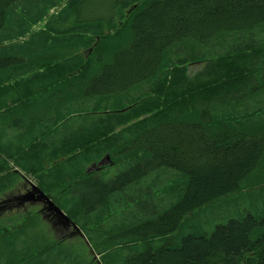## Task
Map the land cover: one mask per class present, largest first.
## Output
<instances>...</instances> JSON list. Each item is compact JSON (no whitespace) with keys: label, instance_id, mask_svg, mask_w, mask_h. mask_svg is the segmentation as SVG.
Listing matches in <instances>:
<instances>
[{"label":"trees","instance_id":"16d2710c","mask_svg":"<svg viewBox=\"0 0 264 264\" xmlns=\"http://www.w3.org/2000/svg\"><path fill=\"white\" fill-rule=\"evenodd\" d=\"M1 105L0 167L90 241L74 253L82 238L48 239L36 210L7 216L0 264L26 263L32 240L33 264H264V215L176 234L264 178V0H0ZM6 172L1 196L22 176Z\"/></svg>","mask_w":264,"mask_h":264},{"label":"rangeland","instance_id":"374dc122","mask_svg":"<svg viewBox=\"0 0 264 264\" xmlns=\"http://www.w3.org/2000/svg\"><path fill=\"white\" fill-rule=\"evenodd\" d=\"M99 1H102V0H99ZM106 1H108V0H105V2ZM103 10H105V12H107V7L103 6ZM93 11L96 12V11H100V10L93 9ZM115 20L120 21L119 18H116ZM42 26H43V23L35 26L34 30H37ZM201 66H202L201 63L192 64L190 66L191 73L196 72L198 69L201 68ZM14 100H16V97H11L6 101V103L4 105L5 106L9 105ZM4 105H1L0 109H3L5 107ZM1 125H2V121H0V130H1ZM11 140L14 141V143H16V144H20L19 141L16 139L11 138ZM8 147H14L12 144H10L9 140L0 141V150H2L4 152L7 160L9 159L10 155L12 154V153H9L8 150H5ZM61 160H63V158L59 159L58 162H60ZM2 163H3V161H2ZM55 163H56V161L53 162L52 164H55ZM110 163H111V159L107 158L106 156H103L97 164L96 163L88 164L86 166V171H89V172L96 171V169L99 170L101 166H107ZM10 168H13L14 170L19 171V172L21 171V175H22L21 180L19 181L17 189H16V191H21L20 196L25 195V194H27V196H28V193L30 191H32L30 181H33L35 184L40 186V184L34 178V176L28 175L27 173H25L20 168L18 169V166H16L15 164H10L8 166L3 164L0 167V187L4 186L6 184L7 178L10 176V173H8L6 171ZM63 168H66V167H63ZM244 186H245V189L238 191L232 195L226 196L224 198H220V199L212 202L207 207H204L201 210H199L194 215L193 218L188 220L190 225L188 227H186V229H184V231H183V229L178 230L176 232V234L178 235V234H181L182 232L188 233V232H199V231H205V232L209 233V232L213 231L215 225H217L219 223H225L229 218L238 216L239 213H241V214L253 213L257 216H263L264 215V178H261V179L255 178L253 181L246 183ZM42 190H44V189L42 188ZM10 192L11 191H8L5 194H3L2 196L1 195L0 196L5 197ZM45 193L48 194L46 191H45ZM1 197H0V199H1ZM26 202H28V201H26ZM29 202H32V201L29 200ZM36 205L41 208L39 211L37 210V207H35V206H33L28 211H25V209L16 208V207L10 208V210H0V221L3 220L7 216H11V215L15 216L17 214H22V213L30 214V212H32L33 210H36L38 212L37 217H38V219L40 218L39 223L43 228H41L39 226L36 227L35 225L34 226L37 229L45 230V235L48 236V239H52V240L54 239L57 242V241H60L61 239L65 240L67 237H69L67 235L72 230L71 227H69L70 225L67 227V225L59 223L55 219V217L53 216L51 211L49 212L47 209L43 208L42 205L39 203ZM29 206L30 205H28V207ZM28 214L25 216L27 219H28ZM21 221H22L21 219L16 220L15 222L9 224L8 228L13 227L12 225L14 223H18V224H19V222L21 223ZM36 232L37 231H36V229H34V227L33 228L29 227L22 234L24 236L20 237L21 236L20 233L14 231L13 237L18 236L20 240L28 241V234L30 236H32V235L34 236L36 234ZM84 240H82V239L77 240L76 244L71 247V251L76 253L77 249H79V250H83L86 252V250H87L86 247L88 244H86L87 242H86V240L85 241ZM41 250H42V247H41L40 243L39 242H33V240H32V242L28 245L27 251L22 253L24 258L26 259V263H21V262H19L20 260L17 259L15 261H13L12 264H33V262L37 263V262H39L38 257L40 256ZM63 251H64V246H59L57 248V251H55V253H57V252L62 253ZM55 253L54 252L45 253L43 260L46 262H49ZM63 256H64L63 253L60 256L54 255L53 259H57L59 257L62 258ZM86 256L87 255H85V257ZM84 260H85V258H84Z\"/></svg>","mask_w":264,"mask_h":264},{"label":"water","instance_id":"95a60500","mask_svg":"<svg viewBox=\"0 0 264 264\" xmlns=\"http://www.w3.org/2000/svg\"><path fill=\"white\" fill-rule=\"evenodd\" d=\"M107 158H109V155H107ZM30 185L32 187V191L28 193V196L27 194L21 195L19 197L20 201L22 203H25L29 200L32 202L43 201L46 205L49 206V209L51 211H54L63 220L65 224L72 225L75 229V233L81 235L89 245V241L86 238L85 234L80 229V227L73 221V219L58 204H56V202L48 194H46L40 186L35 184L33 181H30ZM91 251H93L92 248Z\"/></svg>","mask_w":264,"mask_h":264},{"label":"flooded vegetation","instance_id":"af4514ba","mask_svg":"<svg viewBox=\"0 0 264 264\" xmlns=\"http://www.w3.org/2000/svg\"><path fill=\"white\" fill-rule=\"evenodd\" d=\"M17 188H14L11 190V192L6 195L5 197H1L0 199V210H10V208H13V207H16V208H21V209H25V211H28L30 210L33 206L37 207V210L39 211L41 208L38 207L36 204H41L43 208L47 209L49 212L51 211L49 209V206L46 205L43 201H36V202H26V203H22L19 199L20 197V192L21 191H16ZM5 194V193H4ZM28 205H30L28 207ZM51 213L53 214V216L55 217V219L59 222V223H62V224H65L63 222V220L54 212V211H51ZM53 222V221H52ZM67 225V224H65ZM69 225H67L68 227ZM69 227H71V231L69 232V234L67 236H75L77 237L78 234H75V229L73 228L72 225H70Z\"/></svg>","mask_w":264,"mask_h":264},{"label":"crops","instance_id":"0c3cea01","mask_svg":"<svg viewBox=\"0 0 264 264\" xmlns=\"http://www.w3.org/2000/svg\"><path fill=\"white\" fill-rule=\"evenodd\" d=\"M25 75H27V73Z\"/></svg>","mask_w":264,"mask_h":264},{"label":"bare ground","instance_id":"6f19581e","mask_svg":"<svg viewBox=\"0 0 264 264\" xmlns=\"http://www.w3.org/2000/svg\"><path fill=\"white\" fill-rule=\"evenodd\" d=\"M129 10V9H128Z\"/></svg>","mask_w":264,"mask_h":264}]
</instances>
